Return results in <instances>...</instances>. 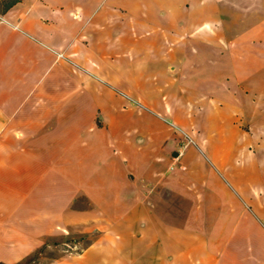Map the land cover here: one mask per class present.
<instances>
[{
  "label": "crops",
  "instance_id": "1",
  "mask_svg": "<svg viewBox=\"0 0 264 264\" xmlns=\"http://www.w3.org/2000/svg\"><path fill=\"white\" fill-rule=\"evenodd\" d=\"M256 21L264 0H0V263L82 235L45 264H264V142L243 129L264 63L222 46ZM159 114L192 138L176 162Z\"/></svg>",
  "mask_w": 264,
  "mask_h": 264
},
{
  "label": "rangeland",
  "instance_id": "2",
  "mask_svg": "<svg viewBox=\"0 0 264 264\" xmlns=\"http://www.w3.org/2000/svg\"><path fill=\"white\" fill-rule=\"evenodd\" d=\"M237 24H239V30L241 32H243L244 34H247L248 31H251V33L255 34L254 35L255 37L248 38L247 36H245L239 39L237 38L233 39L232 29H235V26L237 27ZM233 43L235 45H239L241 47L244 46V47L241 48L239 51L232 53L231 47ZM248 45L250 46L255 45L256 53H248L247 48H246V46ZM222 46L224 49L223 61L229 64L231 62H234V63L238 62L239 67L243 68L241 69V72H243L244 74L248 72V70L246 69L248 63H252L256 66L257 65L261 66V64L264 63V23L259 22V21L251 22V23L240 22V23H234L233 25L232 22H229V23L225 22ZM208 56L209 58L211 57V59L213 60H217L215 58L217 56L219 57V55H212V54ZM239 88L241 90L240 92L242 95L243 90L245 91L246 87L240 86ZM256 88L261 90V93L264 92L263 86H257ZM259 90H256V92H259ZM245 94H248V92L246 91ZM157 116H158L157 118L159 119L161 128L168 127L172 133L176 134V136L186 139L185 135L188 133L184 132L181 126L177 125V123L174 122L172 118L167 117L165 114H159ZM243 125H244L243 129L249 132L251 137L256 136L257 141L261 140L264 142V131H263L264 114L262 110L260 111V113L259 112L256 113L255 120H250L249 122L245 121ZM248 125L250 126V128L252 126V129H249ZM194 140L195 142H197V139L195 138V136H194ZM191 146H194V144L191 143ZM92 238L93 237L82 236V235H73V236L66 235L60 238L50 239L48 240L49 247L45 249V253L40 254L33 264L49 263L55 260V258H59L60 256L79 252L83 247H85L91 241Z\"/></svg>",
  "mask_w": 264,
  "mask_h": 264
},
{
  "label": "trees",
  "instance_id": "3",
  "mask_svg": "<svg viewBox=\"0 0 264 264\" xmlns=\"http://www.w3.org/2000/svg\"><path fill=\"white\" fill-rule=\"evenodd\" d=\"M18 2V0H3V7L4 9H7L13 5H15ZM46 246H42L37 252L27 257L25 260L15 263V264H33L35 260L38 258V256L42 253H45ZM57 259V258H55ZM2 264V263H0Z\"/></svg>",
  "mask_w": 264,
  "mask_h": 264
},
{
  "label": "built area",
  "instance_id": "4",
  "mask_svg": "<svg viewBox=\"0 0 264 264\" xmlns=\"http://www.w3.org/2000/svg\"><path fill=\"white\" fill-rule=\"evenodd\" d=\"M59 56L61 57V55H59ZM185 138H186V139H183V144H182V146H181L180 151H178V152L176 153L175 157H174V161H175V162L178 161V160L180 159V157H181V155H182V151H183V149H185L189 144L193 143L192 138H191L188 134L185 135ZM174 167H175V165L173 164V165L171 166V169H173Z\"/></svg>",
  "mask_w": 264,
  "mask_h": 264
}]
</instances>
